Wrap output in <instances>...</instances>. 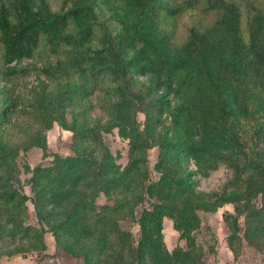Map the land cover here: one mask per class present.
<instances>
[{
  "label": "trees",
  "instance_id": "trees-1",
  "mask_svg": "<svg viewBox=\"0 0 264 264\" xmlns=\"http://www.w3.org/2000/svg\"><path fill=\"white\" fill-rule=\"evenodd\" d=\"M192 1L218 9L220 19L207 32L192 28L183 45H166L164 37L156 38L161 16H173L178 11L166 0H63L59 10L51 9L44 0L38 6L29 0H0V68L5 76L19 73L15 62L33 59L43 41L52 43L58 56L59 47L69 48L64 58L39 67L41 91L36 92L37 86L29 91L34 92L29 106L41 120L30 135L31 144L46 148L44 130L58 122L75 130L79 137H94L91 142L98 143L101 150L79 144L71 155H56L50 165L30 168L32 175L23 183L13 169V161L27 149L20 142L30 141L29 136L11 141L0 135V179L7 178L0 187L11 183L22 189L25 184L31 187V193L18 189L0 193L6 223L16 220L15 227L23 226L12 206L30 202L41 229L27 225L24 234L33 229L50 231L58 240L65 234V250L84 257L85 264H206L202 245L190 235L200 223L198 210L264 194V113L252 110L246 102L248 94H255L264 105V8L249 13L244 35L235 0ZM101 4L114 13L120 25L117 29L111 30L100 21L96 7ZM96 27L103 32L104 40L92 46L89 40L95 36ZM94 67H99L95 72L109 81L100 90L102 115L111 125L123 126L130 139L124 167L115 163L110 147L99 142L96 132L88 135V127L79 123L80 114L74 112L89 96V89H96L86 80L91 73L88 69ZM136 75L146 77L144 90L133 85ZM221 81L242 91L239 109L227 97ZM195 82L211 88L205 105L193 92ZM52 83L56 88L49 89ZM8 106L0 110V116L8 115ZM201 106L205 116L213 115L218 121L215 129L221 138L219 143L213 137L196 142L189 136L187 124L195 120ZM67 108L73 114L69 123ZM139 112L145 115L143 124L138 120ZM102 115L96 117L98 123ZM239 116L248 126L246 152L242 151ZM221 143L239 148L243 155L231 161L237 168L231 183L235 188L230 190L226 185L220 193L206 194L194 188L192 175L196 172L182 160L214 156L212 162L216 163L218 158H226ZM154 146L160 150L156 165L160 175L151 180L149 150ZM103 189L112 198L111 203L100 205L94 195ZM209 195L216 196L212 203ZM244 210L236 204L229 238L241 229L239 218ZM254 213L262 216L254 232L264 235V205L256 207L251 215ZM165 217L174 220L186 240L184 247L167 248L163 240ZM124 220L138 224L139 234L121 227Z\"/></svg>",
  "mask_w": 264,
  "mask_h": 264
},
{
  "label": "rangeland",
  "instance_id": "rangeland-1",
  "mask_svg": "<svg viewBox=\"0 0 264 264\" xmlns=\"http://www.w3.org/2000/svg\"><path fill=\"white\" fill-rule=\"evenodd\" d=\"M33 6H38L41 0H29ZM51 9L59 10L63 5V0H44ZM172 6L177 8V13L172 15L161 16L160 30L156 31V38L161 39L164 37L166 45H183L189 36L192 28L200 32H207L211 30L220 19L218 9H208L204 2H193L192 0H166ZM239 6L240 19L242 23L243 34L248 30L249 13L257 12L256 8H264V0H235ZM99 13L100 21L105 22L111 30L117 29L120 25L114 19V13L105 4L96 7ZM74 22H72V28ZM104 40L103 32L96 27L95 36L89 42L92 46L100 45ZM59 56L56 54V47L52 43L43 41L40 49L33 59H26L15 62L19 73L13 76H5L4 69L0 68V110L8 106L9 113L0 116V135L5 139L11 141L16 140L23 135L29 136L30 141L20 142L27 149H22L13 161V169L18 171V177L21 178L23 183L31 177L32 173L30 168L38 164L50 165L56 155L68 156L74 153L76 147L80 144H89V149L96 148V152H100V145L92 141L94 137H79L75 130L67 128L66 126L55 122L54 125L45 129L47 138L46 148L31 144L33 139L30 135H34L37 131L38 122L41 120L38 116L39 113L34 114V108L29 106L30 97L34 92H29L37 89L40 92L39 83V67L43 66L51 60L64 58L69 50L68 47H59ZM1 66V62H0ZM99 67L88 69L89 75L86 80L91 85H95L96 89H89L88 97L81 105H78L74 112L80 114V122L88 127L90 135L96 132L99 136V142H104L110 147L113 160L115 163L123 166L127 163L129 157V142L130 139L122 131L123 126H114L106 122V117H103V109L99 102H102L100 90L108 86V78L99 71ZM93 72V74H92ZM133 85L139 90H144L142 87L147 85L146 77L136 75L134 76ZM204 85V84H203ZM221 87H225L223 81L220 82ZM91 87V86H90ZM56 88L55 83H52L49 89ZM99 88V89H98ZM195 89V90H194ZM98 92V93H97ZM194 94H197L199 101L202 105L207 103L208 94H211V88L206 84L201 86L200 82H195L193 87ZM227 97L232 101L234 107L239 109V102L243 101L242 91L237 86L227 85ZM246 102L249 107L257 113H264V105L255 94H248ZM97 100V101H96ZM36 111V110H35ZM38 111V110H37ZM36 111V112H37ZM34 114V115H33ZM101 122L96 120L97 116H101ZM138 120L141 124L145 120V115L142 112L137 114ZM4 119V122H2ZM68 123L73 121L72 109L67 108ZM241 122L238 130L241 134L242 151L246 152L247 149V133L248 126L243 122L242 117L239 116ZM104 123V125L102 124ZM206 123V124H205ZM218 125L217 119L213 115L204 114V106H201L200 111L196 113L195 120L187 124L189 136L193 137L196 142H204L208 138L213 137L220 142L221 138L216 133ZM143 126V125H142ZM22 129H26L25 131ZM96 129L98 131H96ZM132 139V138H131ZM41 142V140H40ZM31 144V146H30ZM222 152L226 153V158L217 159L213 163L211 158L205 160H196L192 157L182 160L183 165L188 169L196 172L192 175L195 180L194 188L201 190L206 194L220 193L224 190L225 186L229 185L228 189H234L235 185L231 184L237 175V168L231 164L232 159L242 157L239 148H229L223 146L221 143ZM160 150L158 146H154L149 150V165L151 180H156L160 173L156 170ZM264 156V154H263ZM112 162V161H111ZM136 171L134 172V174ZM6 176L0 179V184L6 180ZM11 183V182H10ZM229 183V184H228ZM16 189L24 190L26 193H31L29 184H25L24 189L18 186L17 183L10 184V186L0 187V193L4 191L13 192ZM242 187L240 190H243ZM208 196L212 203L216 196ZM96 198V203L103 205L111 203L110 195L103 190H100ZM0 203L3 200L0 199ZM91 205L94 204L90 201ZM236 204L241 208H245L240 215L239 223L241 229L235 237L229 238L233 232V222L231 215L236 216ZM264 205V194L259 192L249 200H241L240 203H227L222 206H214L209 210H198L200 223L197 227L191 229L190 235L196 237L199 244L202 245L204 250V258L206 264H264V235L254 232V227L261 219L258 213L251 215L256 207ZM213 206V205H212ZM12 210H16L20 219H22L23 226L15 227L17 221L7 222L6 213L2 214L0 208V264H85V258L73 256L67 250L66 240L68 236L61 235L58 240L50 231L40 232V230H32L30 234L25 235L23 227L32 225L34 228L41 229V224L36 216L35 209L32 203L27 202L25 205H13ZM121 227L131 229L135 235L140 232L138 224L132 225L130 221L124 220L120 223ZM163 240L169 250H174L177 246L186 244L185 238L182 233L176 228L175 222L171 217H165L163 220Z\"/></svg>",
  "mask_w": 264,
  "mask_h": 264
}]
</instances>
